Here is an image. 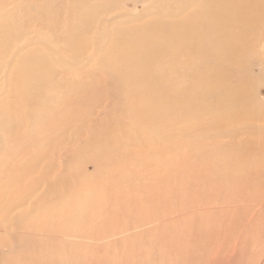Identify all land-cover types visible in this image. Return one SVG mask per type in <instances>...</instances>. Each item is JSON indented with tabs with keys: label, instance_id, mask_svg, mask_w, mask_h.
Returning <instances> with one entry per match:
<instances>
[{
	"label": "bare ground",
	"instance_id": "1",
	"mask_svg": "<svg viewBox=\"0 0 264 264\" xmlns=\"http://www.w3.org/2000/svg\"><path fill=\"white\" fill-rule=\"evenodd\" d=\"M153 3V33L118 36L123 62L116 70L133 86L92 124L96 140L76 149L87 152L93 172L47 186L48 220L57 214L64 225L53 232L63 238L59 249L77 243L70 225L92 218L80 238L105 241L98 245L109 252L124 242L129 261L112 255L108 264H151L140 255L157 244L165 245L158 264H264V0ZM62 10L41 16L56 24ZM45 67L35 62L37 73L24 81L30 100V81L41 95L51 89ZM73 206L79 217L69 214ZM63 255L64 264H88L81 249Z\"/></svg>",
	"mask_w": 264,
	"mask_h": 264
},
{
	"label": "rangeland",
	"instance_id": "2",
	"mask_svg": "<svg viewBox=\"0 0 264 264\" xmlns=\"http://www.w3.org/2000/svg\"><path fill=\"white\" fill-rule=\"evenodd\" d=\"M153 2L0 0V26L5 31L0 36V264H64L63 254L78 249L84 251L88 264H108L112 255L119 261H129L121 251L124 242L117 251L109 252L105 245H98L105 241L80 238L82 232L91 230L92 218H87L84 225H70L68 230L77 233L73 235L77 243L59 249L63 238L58 241L53 232L64 227L62 216L56 214L55 220H48L51 207L44 206L48 205L44 199L51 183L68 181L72 174L84 170L93 172V165L85 161L87 152L76 149L96 140L97 135L90 134L92 124L103 122L117 108L122 92L133 86L130 82L124 84L116 70L123 62L122 39L118 36L153 33L157 16ZM56 7L63 9L56 24L41 16ZM37 61L46 65L43 84H49L51 89L44 86L41 95L31 87L37 86L34 80L30 81L29 91L35 95L30 100L24 81L37 73ZM128 71L135 70L130 67ZM259 89L264 97V87ZM40 102L48 103L47 108L43 109ZM142 131L139 127L137 132ZM99 209L95 203L94 210ZM32 210L37 211L38 218L31 217ZM69 214L73 218L80 216L74 206ZM98 232L105 233L106 227L103 225ZM146 237L142 239L145 245L149 241ZM160 246L147 244L154 249L145 248L140 262L150 259L151 264H158L157 254L164 253L165 245ZM170 260L174 261L171 255L167 262Z\"/></svg>",
	"mask_w": 264,
	"mask_h": 264
}]
</instances>
